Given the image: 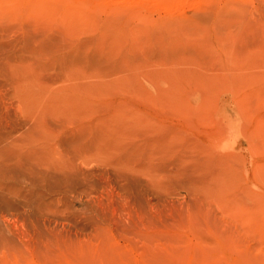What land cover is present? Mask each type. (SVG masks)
<instances>
[{
    "label": "rangeland",
    "instance_id": "rangeland-1",
    "mask_svg": "<svg viewBox=\"0 0 264 264\" xmlns=\"http://www.w3.org/2000/svg\"><path fill=\"white\" fill-rule=\"evenodd\" d=\"M0 264H264V0H0Z\"/></svg>",
    "mask_w": 264,
    "mask_h": 264
}]
</instances>
